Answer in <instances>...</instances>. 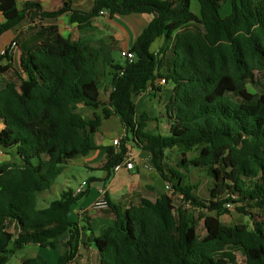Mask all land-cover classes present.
<instances>
[{"label":"trees","instance_id":"1","mask_svg":"<svg viewBox=\"0 0 264 264\" xmlns=\"http://www.w3.org/2000/svg\"><path fill=\"white\" fill-rule=\"evenodd\" d=\"M192 1L88 0L81 8L80 0H64L46 10L38 0H0L5 18L0 37L22 23L44 29L22 54L14 80L5 79L0 87L5 124L0 150L18 157L0 165V264L27 244L56 249L63 235L68 242L56 264H264V90L247 88L264 71V0H195L198 12ZM228 1L233 10L223 17L220 10ZM103 10L111 16L152 14L130 48L132 63L108 61L100 44L63 36L54 23L68 13L70 22L85 28ZM162 38L158 58L153 46ZM3 58L12 60L11 54H0ZM11 69L10 62L0 65V73ZM161 78L173 86L166 134L146 130L152 118L138 114L135 104V97ZM113 114L121 117L126 136L119 151L107 148L95 169H114L130 142L152 154L173 191L128 208L106 194L108 206L101 211L111 210L115 223L94 235L97 254L84 262L77 257L81 227L70 219L84 193L65 189L45 207L39 199L68 162L94 149L91 135ZM175 147L183 151L165 162ZM188 151L198 154L192 160ZM193 164L214 180L208 199L187 180ZM231 208L250 222L224 223L221 216ZM237 251L244 262H237ZM22 264L51 263L39 254Z\"/></svg>","mask_w":264,"mask_h":264},{"label":"crops","instance_id":"2","mask_svg":"<svg viewBox=\"0 0 264 264\" xmlns=\"http://www.w3.org/2000/svg\"><path fill=\"white\" fill-rule=\"evenodd\" d=\"M24 1L29 0H20L21 3ZM38 1L41 2L43 8L46 10L60 6L64 2V0ZM86 3H88V0H80L79 3H76V6H80L82 8L83 4L86 5ZM89 8L90 6L85 7V9ZM63 17H67L70 21V15L67 13L58 17L54 22L58 25V31L60 34L73 39L91 40L94 43H98L104 48L108 61L123 64L124 59L121 57V50L130 49L132 47L139 34L152 19V14L133 13L129 15L116 14L111 16L109 13H100L99 16L93 17L90 20L89 25L85 28H80L78 23L69 22L67 25L68 29L66 31H63L60 25V20H62ZM4 21L5 18L0 11V22ZM39 32L40 30L35 29L34 24L33 26H30L27 23H22L16 28H12L1 35L0 52L2 49L6 48L12 40H17L18 45L11 54V61L7 58L0 60L1 66H4L9 62L13 65V69L5 73H0V87L5 79L11 77L12 80H14L13 77L16 75L15 70H20V60L22 54L36 45V36ZM46 37L50 38V35L46 33ZM100 39L101 41H99ZM160 40L161 42L163 40L164 43L163 38L158 41ZM115 52H117L120 59H117L114 55ZM159 81L160 79L155 82L154 88L150 86L146 91L137 95L135 97V104L138 114L145 113L156 116L150 122L153 123L155 120V129H151L149 127V123L146 130L154 133L160 132L162 134H166L170 124L169 119L166 116L167 103L173 95V86L169 83H167V85H161ZM106 87L107 84L104 82L101 86V98L105 101L107 100L108 95ZM156 90H158V92H156ZM151 109L155 112L151 113ZM88 117H90V115H88ZM110 120L114 121V124H111L109 122ZM116 124L122 128L121 134L118 133L117 135H114L113 128H115ZM4 127L5 124L0 118V130ZM124 136H126V128L118 114H113L110 118L104 119L100 129L91 135V142L94 149L86 156L68 162L66 169L57 177L55 181L57 184L55 185L54 183L52 187L47 190V192H51L53 190L56 191L59 185V195L63 190L68 188H72L76 192V188H78L83 181H88V186L83 192L84 194L76 203L72 205L70 211V219L77 222L81 227V240L77 255V257L81 260H88L96 256L97 251L93 240L94 235H99L104 229L112 227L115 223L114 214L111 210L108 209L101 211L94 209L93 207V203L100 196L101 188H105L106 194L112 202L125 208L138 204L142 198L155 200L161 192H168L165 191L164 184L166 181L163 180L159 172L154 167L151 159L152 154L145 149L132 146L130 142H126L128 152L122 161V167L119 170L112 169L108 172L102 169H95L102 163L103 160H105L108 147L113 146L115 150H120L121 146L115 145L114 140L120 138L121 141ZM171 150L172 149H169L167 151L165 162L168 161ZM177 156L178 155H176L175 158ZM129 157H133L134 159L135 166L133 169H129L125 165V162ZM15 159H18L15 152L9 153L8 151L6 152L0 150V165ZM80 171H84L88 175H82L79 173ZM47 192H44L43 195ZM40 199V207H45L50 202L48 199L47 203L41 204ZM66 237V235H63L59 238L60 245L56 248L58 253L55 252V256L53 255V250L47 251L55 258V264L58 256L62 253L64 245L68 242ZM43 248L54 249L51 247H41L38 244H27L23 248L16 250V253L30 252V255L23 257L22 260H24L25 258L33 257L39 254L43 255V252H45V249ZM45 257L48 259L47 256Z\"/></svg>","mask_w":264,"mask_h":264},{"label":"rangeland","instance_id":"3","mask_svg":"<svg viewBox=\"0 0 264 264\" xmlns=\"http://www.w3.org/2000/svg\"><path fill=\"white\" fill-rule=\"evenodd\" d=\"M192 9L195 12L199 11V5H198V3L195 0L192 1ZM232 10H233L232 2L228 1V2H226V3H224L222 5L220 13H221V15L223 17H226L229 14H231ZM69 22L70 21L67 19V17H63V19L60 20L61 29L63 31L64 30L66 31L68 29L67 25H68ZM35 29H39L40 31L44 30L42 28V26H39V25H36ZM99 41H101V39ZM12 42H13V40L7 45V47L9 45H11ZM162 43H163V40H162V42L160 40V41H157L155 43V45L153 46L154 53L157 55L158 58H161V56H162L161 53H160V46L162 45ZM16 47H17V45H16ZM13 51H12V53H13ZM12 53H10V54H12ZM114 55L117 57V59H120V57L118 56L117 52H115ZM164 85H167V83H164ZM247 88L250 91H252V92H262L264 90V71L263 72H257L255 83H249L247 85ZM156 92H158V90H156ZM150 93H152V92H150ZM82 110H84V112L86 114L92 116V112L91 111H89V110H87V109H85L83 107H82ZM154 112L155 111L151 109V113H154ZM148 116L150 118H152V119L156 117L155 115H151V114H148ZM152 119L148 121L147 126H149V123L152 121ZM109 122L111 124H114V121H112V120H110ZM155 125H156V122L154 120L153 123H150L149 127L151 129H155ZM113 131H114V135H117L118 133L121 134L122 133V128H120L118 126V124H116L115 128H113ZM182 151H183L182 149H179V148H176V147L172 148V150L170 151V156L168 157L169 163H172V159H174L175 156L179 155ZM197 154H198V151H188L187 152L188 158L192 159V160L196 157ZM79 173L82 174V175H88L84 171H80ZM187 178H188L187 179L188 182L195 183L198 186V188L195 190V192L200 197L205 198V199H208L210 197V188L213 186L214 180H213L212 176L203 167H200L199 165L197 166V164H193L192 168L190 169V172L187 174ZM56 184L57 183H55V185ZM164 185H165V191H167L166 182H165ZM59 190H60V188H59V185H58L56 191L55 190H53L51 192H47L46 191L47 193H45L41 197L40 203L44 204V203H47L48 199H49V201H51L53 199L58 198L60 196L59 195ZM175 202H176L175 204H176L177 207L182 206V204H183V201L179 197H175ZM186 209L189 210V212L193 211V209L191 207H186ZM213 214H215V213H213ZM221 220L224 223H226V224H233V223H238V222H250V217L249 216H245V215L237 212L234 208H231L230 212H228V213H226V214L221 216ZM43 249H45V252H43V255L47 256L52 264H55V260H54L55 258L52 257L47 251L48 250H53V253H54L53 255L54 256L56 255L55 252L58 253V251L56 249H49V248H43ZM41 251H43V250H41ZM29 253L30 252H21V253H16L15 252L14 254L11 255L8 264H22L23 257L26 256V255H30ZM235 255L237 257V262L238 263H242V262L245 261V257L240 252H238V251L235 252ZM82 261L87 262V260H85V259H83ZM72 264H75V263H72Z\"/></svg>","mask_w":264,"mask_h":264},{"label":"built area","instance_id":"4","mask_svg":"<svg viewBox=\"0 0 264 264\" xmlns=\"http://www.w3.org/2000/svg\"><path fill=\"white\" fill-rule=\"evenodd\" d=\"M101 14H108V11L106 10H103L100 12ZM16 45H17V42L15 40H13L12 44L9 45L8 47L4 48L1 50L0 54H10L12 53V51L14 49H16ZM121 54V57L124 59V66L128 63H132L135 59V53L131 50V49H123L121 50L120 52ZM124 68L120 70V75H123L124 73ZM159 83L161 84H164V83H167L166 82V79L165 78H161ZM121 141H120V138H117L114 140V144L115 145H120ZM125 165L127 168L129 169H133L135 164H134V159L133 157H129L127 158L126 162H125ZM122 167V162L117 164L115 166V170H119L120 168ZM88 186V181H83L78 188H76V193H82L85 191L86 187ZM166 189L169 193L172 192V186H171V183L170 182H166ZM108 206V201L106 199V190L105 188H101V191H100V196L98 197V199L93 203V207L94 209H98V210H101V209H104ZM228 206H230V204H228Z\"/></svg>","mask_w":264,"mask_h":264}]
</instances>
